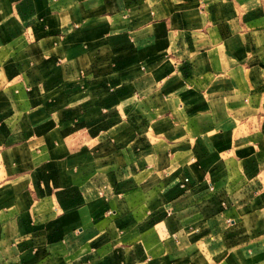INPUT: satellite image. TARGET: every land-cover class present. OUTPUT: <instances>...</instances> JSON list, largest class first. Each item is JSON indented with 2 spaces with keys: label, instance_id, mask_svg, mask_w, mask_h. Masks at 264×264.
Instances as JSON below:
<instances>
[{
  "label": "crops",
  "instance_id": "crops-1",
  "mask_svg": "<svg viewBox=\"0 0 264 264\" xmlns=\"http://www.w3.org/2000/svg\"><path fill=\"white\" fill-rule=\"evenodd\" d=\"M0 264H264V0H0Z\"/></svg>",
  "mask_w": 264,
  "mask_h": 264
}]
</instances>
